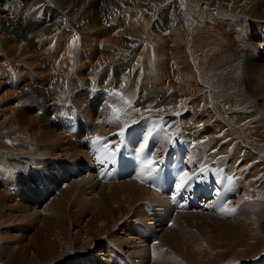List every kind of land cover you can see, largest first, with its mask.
Segmentation results:
<instances>
[{"label":"bare ground","instance_id":"obj_1","mask_svg":"<svg viewBox=\"0 0 264 264\" xmlns=\"http://www.w3.org/2000/svg\"><path fill=\"white\" fill-rule=\"evenodd\" d=\"M88 1L28 0L27 16L23 19L22 27L17 22L15 26L14 22L9 21L11 20L9 16L13 14L5 13L4 8L0 9V34H2L0 36V57L8 59L9 57L23 56L27 52L33 53L28 57H32L33 60H42L45 65L43 67L49 72L46 75H49L48 77H43L36 74V71H27L22 75L19 70L21 75H14V72L10 74L8 69L4 72L0 70V93L6 86L14 89V92H9L8 96H2L0 103L5 106L12 100L18 101L24 98L30 100L35 111L31 119H35V122H32L38 124L39 120L45 122L51 121L53 117H59L57 115L60 110L59 105L54 106V100L48 101L52 95H60L58 88L62 94H66L68 97L69 91L73 93L79 89L77 88L79 85L80 88L87 89L88 87L95 88L97 85L103 87L99 102L105 103L106 99L123 102L114 106L118 116L119 114L123 116L121 127L125 128V125L135 124L140 118V116H136L139 109L141 111L138 115L145 114L153 107H159L157 112L166 109L171 116H176V118L166 128L167 135L165 134V136L169 137L165 138H169V141L166 144L160 143L156 155L166 152V147L172 142L171 138L174 141L180 139L185 142L189 153L193 151V157L190 158V154L188 156L191 172L199 173L202 166H212L216 171L215 174H221L227 183H225L226 186L228 185L232 189L233 197L229 207L235 208L232 212L229 210L224 213L221 207H215L214 210L211 209L212 215L209 214V211L205 213L206 210L193 211L192 214L199 213L201 217L208 218L209 222L218 224L220 229L227 227V230L213 238L206 234L205 240L190 239V236L186 235L187 239H190L187 250L182 251L176 264H241L248 260L253 261L251 264H264V0H194V4L204 1L206 10H209L204 13V19H197L198 22L194 28L189 22L187 2L176 0L171 9L166 8L165 10L168 19L165 15L152 27L157 32L175 28L174 33L177 30L178 35L181 34L178 38L173 37L174 39L166 35L165 39L154 37L148 32V24L152 22V17L154 18V5L160 4L155 0H108L107 5L102 8L95 4L89 5ZM10 3V9L14 8V2ZM191 4L193 6V2ZM137 5L142 7L149 5V8L141 10H147L150 16H145V13L142 14L137 9V14H140V17L135 18V15L128 14L129 16H124L122 23H118L119 12H124L128 8L132 9ZM177 5L178 8H176ZM164 12H161L162 15ZM15 16L18 15L11 17L16 18ZM76 17L77 19L80 17L84 27L80 25L75 28L76 26L67 23V19ZM103 20L116 23L117 25L113 24V26L117 27L110 33L97 30L98 27L95 26ZM114 20L116 22H113ZM241 31H244V34L246 32L249 36L243 41L241 40V36H243L240 35ZM252 32H255V37L260 39V44L253 42L250 35ZM98 33L107 35L100 44L97 43L101 37ZM28 40L33 42L30 48L27 45ZM13 41L17 42L15 47H12ZM159 41L162 47L161 44L157 45ZM169 41H172L173 45L171 49L168 47L170 50L167 54L168 49L166 50V48ZM224 44L236 52L225 53L224 48L227 46L224 47ZM242 47H244L242 51L250 52L245 54L246 51H241L240 54L238 51ZM135 50H140L142 54L137 56ZM60 54H62L61 57L57 59V55ZM250 54L253 55L250 57ZM238 56H241V59L247 56L249 63L245 68L246 72L233 65ZM133 59L135 60L134 64ZM245 59L239 65L245 64L247 62ZM174 63L175 65H170ZM23 67L25 66L23 65ZM217 69H220V72H215ZM218 75H221V81L216 83L214 78ZM213 89L218 91H213ZM217 93H220V96ZM132 104H135L134 106L138 110L134 107L131 109ZM3 106L0 107V110L7 112ZM9 107L12 108V105ZM73 107L79 109L80 105L75 103ZM100 107L101 105L97 102H89L85 111L88 109L97 110ZM17 109L19 108L16 107ZM129 109L131 110L129 111ZM208 109L212 111L213 116H207L209 115L206 113ZM71 110L73 108L69 107V111ZM187 111H191L193 117L188 118L191 115L184 117L183 114ZM161 115L157 117L160 118L159 120H162ZM180 115L184 117L183 121ZM205 116L208 118L207 120ZM158 119L155 117L153 121H159ZM107 122L105 121V123ZM12 123L10 118H7L0 124V150L3 152L2 149L14 150L17 148L16 150H20L19 152L23 154L18 152L14 157L12 156L13 158H21L20 161L25 160L28 164L36 163L41 166L44 173H51L53 164L51 167L47 161L42 163L39 160L42 157L59 160V155H62V153L57 155L56 149L48 146L53 141L50 137L54 134L52 128L44 125L45 132H36L35 134L32 131L34 134V136L31 135L32 139L29 138L32 132L29 133V137L27 136L29 139L23 138V141L29 140V142L27 141L28 145L36 144V147L33 145V149L30 147L31 144L29 147L32 150L30 149L31 152H28V147L27 150L21 146L15 147L14 143L10 144L7 139L9 135L14 134L23 136L24 133L32 130V126H26L27 128L23 129ZM40 128L38 127V129ZM107 128L102 127L104 129L102 132L109 133L119 129L116 126L113 127L112 124L110 129ZM41 129L40 131H42ZM95 135L92 134L93 140L97 137ZM58 136L55 137L58 139ZM14 138L16 139V137ZM77 141L80 140L77 139ZM77 141L71 144H77ZM82 150L73 153L72 156H78L80 160L87 159L88 154L86 156ZM67 153L64 152V158ZM27 154L30 158H27ZM4 168L8 167L4 166ZM198 170L199 172H197ZM224 170H226L224 174L219 172ZM0 171L2 173V170ZM220 178L218 180H222ZM125 180L124 187L120 189V192L116 187L114 195L120 198V202L122 198L126 199V204L121 202L120 207L114 205L113 209L98 206V211H91L89 214L82 206H79L77 210L74 207H68V201L70 202L72 194L70 195L69 191L64 189L66 192H63L56 201L54 199L55 202L53 201L54 213L44 215L41 219L38 218V221L46 223L41 228L40 226L36 227L37 223L32 226L19 227L22 223L19 220L24 217L23 214L20 217L21 212L18 209L16 212L0 210V258H6V264H70L67 261L76 256L80 258L77 264H118L113 256L116 254L122 256L128 264H133L132 257L135 253L131 248L126 251L124 247L130 246L133 243L132 239H135V244L138 239L144 243L147 242L145 238H141L138 232V225L142 224L141 221L144 219L138 216L145 208L144 206L138 207L141 204L138 201L141 197H147L145 191L151 196L159 194L148 191V187L139 184L132 178ZM84 181L86 180L84 179ZM96 183L102 184L97 181ZM84 184H82L83 187L86 186ZM120 184L121 182H118L116 185ZM135 184H138L139 187ZM101 186L103 187V185ZM89 187L88 189L91 188ZM4 192V194H9ZM4 196L0 197V209L2 208L1 203L7 200V195ZM14 198L18 201L23 200V202L26 200L21 194L15 195ZM163 199L168 200L165 197ZM160 200L162 201L161 198ZM95 205L97 206V204ZM9 207L6 208L9 209ZM165 214L169 216L170 213L165 211ZM189 214L177 212L174 229L165 234L166 244L173 243L176 239L175 230L179 229L181 224V226H185ZM144 216L146 215L143 214ZM223 216L229 218L225 220L222 219ZM145 218L149 222V217ZM26 220L28 219L26 218ZM224 223H226L225 227ZM119 225L122 226L123 232L113 230V226L116 228ZM73 229L76 231H71ZM111 232H114V235L109 245L110 251H103L97 255L94 250H90L92 247L100 248L98 242L101 237L108 233L111 234ZM96 241H98L97 245L92 246ZM127 241H131V243L129 244ZM162 243H158L152 248L156 250L154 253L157 256L155 258L157 264L161 257L167 260ZM163 250L165 253L162 252ZM89 253L90 255H88Z\"/></svg>","mask_w":264,"mask_h":264},{"label":"rangeland","instance_id":"obj_2","mask_svg":"<svg viewBox=\"0 0 264 264\" xmlns=\"http://www.w3.org/2000/svg\"><path fill=\"white\" fill-rule=\"evenodd\" d=\"M13 1V5L15 6L14 8L10 9L9 7V3ZM28 0H0V9L2 10L3 8V11L5 13H9V14H13V15H18V16H15L16 18H12L11 16H9V18L11 20V22H14L13 24H15V26L17 25L16 22L20 25V27H22V23H23V19L27 16V12H26V6H28ZM153 1V0H152ZM156 3H160V4H155L154 6V10H153V16L154 18L152 17V22L150 24H148V32H150V34L154 37H163L164 39L166 38V36L168 37H171L172 39L174 38H178L180 37L176 30V33H174L175 31V28H171V29H168V30H164L163 32H157L155 31L154 29H152L153 27V24L156 23L161 20L162 17H167L168 19V15H167V12L165 11L166 8L169 10L171 9L172 6L175 5V1L176 0H155ZM89 5H96V6H99L100 8L104 7L105 5H107L108 3V0H89ZM162 2V3H161ZM184 2L186 3V6L188 8V11H189V22L191 24V27L194 28L195 25H197V19L198 18H201V19H204V13L209 10H206V5L203 3V2H198L196 4H194V0H184ZM193 2V6H192V3ZM11 4V3H10ZM152 4V3H151ZM158 5V6H157ZM3 6V7H2ZM147 8H149V5H145ZM146 7H142L140 5H137L136 6H133L132 9L131 8H128L127 10H124V12H119V16L117 19H119L118 23H122V21L124 20V18L129 14V15H135L134 17L135 18H138L140 17V14H137L138 13V10L140 11V13L142 12V14H144L145 16L147 15V17L150 16V13L147 11V10H141L142 8H146ZM152 7V6H151ZM179 6L177 5L176 8H178ZM7 9V10H6ZM130 9V10H129ZM165 11V12H164ZM164 12V14L162 15V13ZM123 13V14H122ZM166 13V14H165ZM169 13V11H168ZM159 14V15H158ZM128 15V16H129ZM125 16V17H124ZM44 17V16H43ZM123 17V18H122ZM67 23H69L70 25L72 26H76L75 28L77 27H84V24H82L83 22H81L82 20L80 19H77L76 18H69L66 20ZM79 21V22H78ZM154 21V22H153ZM113 22H116L115 20ZM21 23V24H20ZM81 23V24H80ZM113 24L117 25L116 23H109V21H101L97 26L95 27H98L97 30L99 31H103L104 33H110L111 30L113 31L117 26H113ZM181 25H182V22H181ZM112 27V28H111ZM170 30V31H169ZM171 32V33H170ZM244 31H241L240 32V35H243L241 36V40L243 41V39L245 38H248L249 36L247 35V33L245 32V34L243 33ZM1 33V32H0ZM161 33V34H160ZM172 33H174L172 35ZM101 37H99V39L101 38V40H97V43L100 44V42L104 39V37H106L107 35H104L102 33H98ZM176 34V35H175ZM235 34V33H234ZM2 34H0L1 36ZM86 35V34H85ZM164 35V36H163ZM166 35V36H165ZM251 37H252V40L253 42H257V43H261V41H259L260 39L256 38L255 37V32L251 33L250 34ZM87 36V35H86ZM109 36V35H108ZM174 37V38H173ZM14 42V43H13ZM12 43V47H15L17 45V42L16 41H13ZM160 42V41H159ZM157 43V45H160V43ZM170 43L167 44V54L169 53V50L172 48V41H169ZM32 40H28L27 42V45L28 47L30 48V46L32 47ZM162 47V44L160 45ZM159 46V47H160ZM224 47L227 46V44H224L223 45ZM160 47V48H161ZM170 49H169V48ZM248 48V47H247ZM246 48V49H247ZM225 49V53H227L228 51L231 52L232 50H230L228 48V46ZM244 47L241 48V50H239L238 52H240V54L244 51L245 54L249 53L250 51L248 50H243ZM29 50V49H28ZM28 50H25L26 52ZM35 50V49H34ZM15 51V49H14ZM30 51V50H29ZM36 51V50H35ZM137 52V56L141 55V51L140 50H135ZM242 51V52H241ZM31 52V51H30ZM236 51H232V53H234ZM139 53V54H138ZM141 53V54H140ZM31 54L33 53H24L23 56H19V57H15V58H12V57H9L8 59H4V58H1L0 57V70L1 71H7L8 69V72L10 74H13L14 72V75H17V74H21L24 75L26 74L27 71H36L35 73L38 74V75H41L43 77H45L49 72L47 71V69L43 66L44 63L42 62V60H33V58L31 57H28V56H31ZM62 54L60 55H57V59H59L61 57ZM253 54H250V57L252 56ZM170 58L172 56H169ZM246 58V59H245ZM258 58V56H257ZM4 59V60H3ZM246 60L247 62L243 65H239V63H241L242 60ZM11 60V61H10ZM21 60V61H20ZM26 60V61H25ZM239 61V62H238ZM8 62V63H7ZM11 62V63H9ZM135 60L133 59V64H134ZM39 63V64H38ZM172 63V62H171ZM249 63V60L247 58V56L244 58L242 57L241 59V56H238V59L236 62L233 63V65L237 66L240 70L242 69L243 71L246 72L245 68L247 67ZM168 64V63H167ZM23 65L25 67H23ZM169 65V64H168ZM170 65H175L174 64H170ZM21 66V68H20ZM6 67V68H5ZM41 67V68H40ZM242 67V68H241ZM18 68V69H17ZM12 69V70H11ZM19 70L21 72H19ZM219 70V71H218ZM222 70V68H221ZM215 72H220V69H217ZM20 74V75H21ZM49 76V75H48ZM46 76V77H48ZM221 75H218V77H215L214 78V82L216 83H219L221 81ZM219 78V79H218ZM213 86V85H212ZM77 88H79L78 90L76 89V91H72L73 93H70V95L68 97H66V94H62L61 90L58 88L59 92H60V95H52V97H47L48 98V101H52L54 100L53 102L54 103V106L56 105H59L58 107H60V110L58 112L57 115H59V117L56 116V118H52L51 121H40L38 122V124L36 123H33L35 122L34 120L35 119H31L34 115L32 114H35V111H34V108H33V105H32V102L30 100H27V99H20L18 101L16 100H12V101H15V102H12L10 101V103H8L7 105L3 106L4 104L3 103H0V107H4L5 110H7V112H4L2 110H0V124L3 123V121H6L7 118H10V120L14 123L15 126H18L19 128H27V127H31L32 130L29 131V132H26L24 133V137L23 136H19L18 134H14V135H9L7 141H10V144L11 143H14L13 146H21V148H25L27 150V147H28V152H31V150L33 149V145L35 146L36 144H33L31 143V139L33 138L32 136H34L33 132H36L37 133H40V132H45L44 131V125H48L52 128V131L54 132V134H52L51 139H53L52 143H49L48 146H51L53 149H56V154L59 155L60 153H62V155H59L60 156V159L59 160H56V159H46L44 157H42L40 161H42V163L46 162L49 163L52 167V164H53V167H52V170H51V173H44L42 170H41V166L36 163L33 164V162L31 163H26L25 160H22L20 161L21 158L19 159H15L13 158L15 156V154H17L19 151L14 149V150H7V149H2L3 152L1 151L0 152V170H2V173H0V192L2 191L3 194L0 193V197H5L4 195H7L6 198L7 200L4 202H2V208L0 210H4V211H20L21 214H20V217H22L21 215L23 214V217L24 218H20L19 222L22 221V223L19 225V227H24V225L26 226H32L33 224L37 223L36 224V227L38 228L40 226V228L43 226V225H46L45 222H42V221H38L39 219L43 218L44 215H49L51 213H54L53 212V201L55 199V201L57 200V198H60L62 195L63 192H66L67 190L69 191L70 195L72 194L71 196V199H70V202L68 201V207L71 206V207H74L75 210H77L79 208V206L83 207L84 210H86L85 212H87L88 214L92 211V212H96L99 210V208H97L98 206H104L105 209H113L112 207L115 205L117 207H120V203L123 202L125 203L126 202V199L122 198L121 202H120V198L116 197L114 195V193L116 192V187L119 189V192H120V189H122V187H124L125 185V182L126 180H123L121 181V184L120 185H116L118 183H112L111 185L109 184H105V183H102L101 185H103V187L101 185H98L96 183V181L99 183L100 181L98 180L96 174L93 172V171H90L88 170L89 168V164H90V156L87 157V159H82L80 160L77 157H74L72 156L73 153L79 151L81 152L84 151L86 156L88 154L87 150L85 149V146H83L81 144V137L82 135H87L88 132H90L91 134H96L95 136L97 137H100L101 138H106V137H110L111 135H117V133H119V131L124 128V127H121L122 125V119H123V116L121 114H117V110L114 108V106L116 104H122L123 102L120 101V100H116V101H109V100H105L106 102L103 103V102H99L100 101V94L101 92L103 91V87H99L96 85L95 88H92V87H88L87 88H80V85L77 86ZM110 89V88H109ZM107 90L108 92L110 90ZM5 91V92H4ZM14 92V89L11 88V87H8L6 86L5 89H3V91L0 93V98L2 96H8L9 95V92ZM213 91H218V90H214ZM64 96H62V95ZM220 93H217L218 96ZM60 98H59V97ZM52 98V99H51ZM211 98H213V95H211ZM32 99V97H31ZM59 100V101H58ZM152 100V99H151ZM58 101V102H57ZM62 101V102H61ZM108 101V102H107ZM57 102V103H56ZM69 102V103H68ZM94 103V102H97L99 105H101V107L97 110H92V109H88L85 111L86 107L88 106V103ZM15 103V104H14ZM65 103V104H64ZM75 103H78L80 105V108L79 109H76L78 111V113L82 116L83 120L85 121L83 123V121H80L81 123V131L80 133L77 135V136H72L70 134H64V129L62 128L64 125L67 126V122L63 121L62 118H61V110H63L64 106L66 104H73L71 108H73L74 104ZM102 103H103V106H102ZM161 103H163V101H161ZM62 104V105H61ZM10 105H12V108L9 107ZM20 105V106H19ZM135 104H132V106H130L131 109H133L132 107L136 108L134 106ZM8 106V107H6ZM14 106V107H13ZM91 106V104H90ZM16 107L19 108L16 110ZM84 109H82V108ZM7 108V109H6ZM15 108V110H14ZM159 108V107H158ZM157 107H153L152 110H148L146 111L145 114H139L138 113L141 111L140 109L138 110V108H136V110H138L137 112V117L140 116V118L138 119V122H140L141 120L147 118V117H150V120H146V128H150L151 126L155 125L156 122H163L167 128L168 125H170L172 123V121H174V119L176 118V116H171L170 113H168V111L166 109H162L163 111H158L157 112ZM9 109V111H8ZM58 109V108H57ZM129 109V111L131 110ZM20 110V111H19ZM69 110V108H68ZM135 110V109H134ZM13 111V112H12ZM17 111V112H16ZM72 111V110H71ZM84 111V112H83ZM209 115V117L213 116L212 114V111L210 109L206 110ZM2 112V113H1ZM10 112V113H9ZM16 112V113H15ZM15 115H14V114ZM2 114V115H1ZM10 114H13V115H10ZM162 114V115H161ZM142 115V116H141ZM158 115H161L162 117V120H159L157 117H159ZM188 115H191V116H188ZM92 118H91V117ZM102 116V117H101ZM120 116H122V118L120 119ZM156 117V119H158L159 121H153L154 118ZM182 121L184 120L183 118L184 117H187L190 118V117H193L192 116V112L191 111H187L185 114L180 115ZM118 117V119H117ZM154 117V118H153ZM108 118V119H106ZM111 118V119H110ZM115 118V120H114ZM206 118V116H205ZM92 119V120H91ZM99 119V120H97ZM208 118H206L207 120ZM238 119V118H237ZM60 120V121H59ZM107 120H109L108 123ZM119 120V121H117ZM239 120H242V119H239ZM33 121V122H32ZM95 121V122H94ZM99 121H104V122H99ZM105 121L107 123H105ZM116 121V122H115ZM235 121V120H234ZM29 122V123H28ZM41 122V123H40ZM238 122V121H237ZM12 123V124H13ZM31 123V124H30ZM33 123V124H32ZM49 123V124H48ZM135 123V124H136ZM36 124V125H35ZM40 124H43V125H40ZM106 124V126H105ZM109 124L113 127H117L119 129H117L118 131H114V132H109V133H104L102 131H104L103 128H107ZM119 124V125H118ZM162 123H160L158 125V128H159V131H158V140L156 141V146L159 147L160 143H164L166 144L167 141H169V138H165V137H169V136H165V134L167 135V130L165 131V128L163 125H161ZM99 125V126H98ZM134 125V124H133ZM161 125V126H160ZM27 126V127H26ZM41 127L40 129L42 131H40V129H38V127ZM110 126L109 128L107 129H110ZM132 126V125H131ZM121 127V128H120ZM130 126L127 127V129L129 128ZM98 128V129H97ZM102 129V130H101ZM126 129V131H127ZM101 130V131H100ZM145 128L142 129V131H144ZM33 131V132H32ZM100 131V132H98ZM32 132L30 135L29 133ZM55 132L56 135H55ZM62 132V133H61ZM101 133V135H99ZM103 133H104V136H103ZM59 136H58V135ZM30 137H29V136ZM32 135V136H31ZM62 135V136H61ZM66 135V136H65ZM68 135V136H67ZM15 139L14 137H16L15 140L12 139ZM18 136V137H17ZM31 138L30 139V145H28L29 143H27V141L29 142V140L27 141H23V138L26 137V139L28 138ZM54 136V137H53ZM55 136H58V139L57 137ZM61 136V137H60ZM64 136V137H63ZM71 136V137H70ZM102 136V137H101ZM106 136V137H105ZM20 137V138H19ZM53 137V138H52ZM63 137V138H62ZM111 137H114V136H111ZM19 138V139H18ZM28 138V139H29ZM62 138V139H61ZM71 138V139H70ZM18 139V140H17ZM68 139V140H66ZM80 140V141H77ZM17 140V141H16ZM21 140V141H20ZM25 140V139H24ZM62 140V141H61ZM66 142H65V141ZM71 140V141H70ZM142 139L141 138H138L137 139V143H139ZM161 140V141H160ZM18 141H20L19 143H21L19 145ZM24 143H23V142ZM74 141H77L78 143L76 144H71V143H74ZM115 141V140H114ZM171 141L168 146L166 147V151L169 147L170 144L173 143L174 140H172L171 138ZM183 142V141H182ZM56 143V144H55ZM64 143V144H63ZM68 143V144H67ZM144 140H142L141 144H140V148L143 147L144 145ZM25 144L26 147H24L23 145ZM57 145V146H56ZM69 145V146H68ZM76 145V146H75ZM32 148H30V147ZM74 146V148L72 149V147ZM36 147V146H35ZM63 147V148H62ZM42 148V147H40ZM45 148V146H44ZM47 148V147H46ZM79 148V149H78ZM31 149V150H30ZM71 149V150H70ZM77 149V150H75ZM13 151V152H12ZM17 151V152H16ZM72 151V152H71ZM157 151H158V148L156 149V154H157ZM26 151V153H28ZM64 152H68L67 153V156L66 158H64L65 156H63ZM11 153V154H10ZM70 153V154H69ZM19 154H23L21 152H19ZM191 156L190 158L193 157V151H191V153H189ZM8 155V156H7ZM3 158H2V157ZM7 156V157H6ZM10 156V157H9ZM13 156V157H12ZM30 158V156H28L27 154V158ZM75 158V159H74ZM14 159V160H13ZM23 159V158H22ZM74 159V160H73ZM78 159V160H77ZM7 162H6V161ZM20 161V162H19ZM53 161V162H52ZM3 164H2V163ZM64 163V164H63ZM221 163V162H220ZM69 164V165H68ZM223 164V163H221ZM8 165V166H7ZM5 167H8V168H4ZM190 167V165H189ZM214 167V166H213ZM14 169V171H12V169ZM217 168H219L217 166ZM216 168V169H217ZM205 169V170H204ZM11 170V171H10ZM16 170V171H15ZM28 170V171H27ZM82 171V174L77 177V175H74L73 174V171ZM85 170V171H84ZM203 170V171H201ZM218 170V169H217ZM7 171V172H6ZM31 171V173H30ZM1 172V171H0ZM28 172V173H27ZM43 172V173H42ZM199 172V170L197 171ZM203 172V173H202ZM220 173L224 174L226 172V170L224 171H219ZM5 173V174H4ZM22 173V174H21ZM190 173L191 172V168H190ZM195 173V172H194ZM209 173V174H208ZM216 171L214 170V168H212V166H202L201 169H200V172L199 174L200 175H209L208 178L209 179H214L216 180V183L217 184H221V186L219 187L218 186V191L220 190V188H222L223 186H225V179L223 178V176L221 174L219 175H216L215 174ZM25 174V175H24ZM34 174V175H33ZM90 174V175H89ZM92 174V175H91ZM15 175V176H14ZM87 175V177H86ZM89 175V176H88ZM94 175V176H93ZM211 175V176H210ZM67 177H70L69 179H67ZM72 177V178H71ZM85 177V178H84ZM95 177V178H93ZM216 177V178H215ZM221 177V178H220ZM5 178V179H4ZM51 178V179H50ZM76 178H77V181H76ZM218 178L222 179V180H218ZM23 179V180H22ZM84 179L86 181H84ZM94 180V181H93ZM75 181V182H74ZM82 181V182H81ZM92 181V182H91ZM27 182V183H26ZM123 182V183H122ZM220 182V183H218ZM34 183V184H33ZM40 183V184H39ZM65 183V184H63ZM79 183V184H78ZM85 183V184H84ZM88 183V184H87ZM95 183V184H94ZM77 184V185H76ZM86 185L83 187V185ZM100 184V183H99ZM65 185H69L68 187ZM90 185V187H89ZM92 185V186H91ZM115 185V187H114ZM136 185V184H135ZM97 186V187H96ZM101 188H100V187ZM137 187H139V185L137 184L136 185ZM14 187V188H13ZM88 187L90 189H88ZM99 187V188H98ZM108 187H110L108 189ZM114 187V188H112ZM112 188V189H111ZM145 188V187H144ZM16 189V190H14ZM24 189V190H23ZM28 191H27V190ZM66 191H65V190ZM93 189V190H92ZM147 189V188H146ZM8 192L9 194H4L5 192ZM22 190V191H21ZM78 190V191H77ZM90 190V191H88ZM148 191H152L150 188L147 189ZM62 191V192H61ZM92 191H94L93 194ZM97 191V192H96ZM110 191V192H109ZM115 191V192H114ZM15 192V193H14ZM84 194H83V193ZM103 192V193H102ZM81 193V195H80ZM91 193V194H90ZM99 193V194H98ZM109 193V194H108ZM155 193V192H154ZM17 194H21L22 197H25V202H23V200L21 201H18L16 200V198H14L15 195ZM93 194V195H92ZM112 194V195H111ZM145 194L147 195L144 196V197H141V199L138 201L139 203H141L139 206H144L145 208L143 209V212L140 213V215L138 216L139 218H144L141 223L143 224V226L147 229V232H145L146 234H150V236L148 237V235H146L145 233H142L140 230H139V227H138V232L139 234L141 235V238H144V237H148V241L147 242H143L141 239L137 240L136 241V244H135V239L131 240L133 243L130 245V246H127V247H124L126 251H129V249L131 248L132 252H134L135 254L133 255L132 257V261H133V264H157L156 261H155V258L157 257L155 255V251L153 248V246H156L158 243L161 244L162 242V245L166 251L163 250L162 252L165 253L167 255V260L166 258H162L161 259L159 258L158 259V264H160V261H161V264H176L178 263V260H179V255L182 254V251H186L187 250V247H188V244H189V240L190 239H196V240H199V239H203L205 240L204 238H206V234L210 235V237H217V235L219 236L220 233L223 231H226L227 230V227H225L226 223H224V227L223 229H220L219 228V225L216 224V223H211L208 221V218H203L201 217V215H199V213L197 214H192L193 211H196V210H192V211H188L187 213H190L189 214V217L187 218V221L185 223V226H181L180 224V228L179 229H176L175 230V237L176 239L173 241V243L170 245L166 244L164 239H165V234L169 231H171V229H174V224H175V218H176V215H177V212L180 213V211H177L175 212L174 210H172L169 206V201L168 200H165L163 199L164 196H160V195H156V196H151L149 195L148 192L145 191ZM157 194V193H156ZM106 195V196H105ZM84 198H83V197ZM113 196V197H112ZM158 196V197H157ZM2 197V198H3ZM12 197V198H11ZM104 198V200L102 201V199ZM115 197V198H114ZM9 198V199H8ZM87 200H86V199ZM160 198L162 199V201L160 200ZM89 199V200H88ZM86 200V201H85ZM109 200V201H108ZM54 201V202H55ZM85 201V202H84ZM111 201V202H110ZM18 202V203H17ZM117 202V203H116ZM16 204V205H13V204ZM109 203V205H108ZM157 203V204H156ZM26 204V205H25ZM76 204V205H75ZM97 204V206L95 205ZM100 204V205H99ZM126 204V203H125ZM155 204V205H154ZM162 204V205H161ZM10 205V207H9ZM12 205V207H11ZM20 205V206H18ZM231 205V203L229 202V204L224 208V207H221L222 208V212H227L229 210H231V212L235 209L234 207H229ZM9 207L6 208V207ZM15 206V207H14ZM96 208H95V207ZM4 207V208H3ZM21 207V208H20ZM67 207V208H68ZM136 207V206H135ZM12 208V209H11ZM16 208V209H14ZM234 208V209H233ZM22 209V210H21ZM49 209V210H48ZM25 210V211H24ZM48 210V211H47ZM51 210V211H50ZM133 211V209H131ZM157 210V211H156ZM169 211V216H167L165 214V211L168 212ZM172 210V211H171ZM43 211V212H42ZM47 211V212H46ZM172 214H171V212ZM207 211V210H206ZM30 212V213H29ZM37 212V213H36ZM41 212V213H40ZM198 212V211H197ZM45 213V214H44ZM150 213V214H149ZM174 213V215H173ZM204 213V212H203ZM205 213H208L205 212ZM28 216H26V215ZM34 214V215H33ZM143 214L146 215L143 217ZM210 215L211 212L209 213ZM30 215V216H29ZM166 215V216H165ZM171 215V216H170ZM186 215V214H185ZM192 215V216H191ZM197 217H196V216ZM195 216V218H193ZM145 217H149V222H147V219ZM167 217V218H166ZM221 217V216H220ZM26 218L28 220H26ZM36 218V219H35ZM39 218V219H38ZM229 217L228 216H223L222 219H228ZM24 220V222H23ZM170 220H174V223L173 225H168V222ZM34 221V222H33ZM146 223H143L145 222ZM27 222V223H26ZM33 222V223H32ZM139 226V225H138ZM152 226V227H151ZM120 228V229H119ZM122 226L119 225L118 227H114L113 226V230L114 231H117L119 230V232H123L121 230ZM126 229V228H125ZM161 229V230H160ZM127 230H129V228H127ZM71 231H76V230H71ZM114 235V232L111 234L108 233L106 236H103L101 237V240L96 241V242H93L92 246L93 245H97V242H98V246L100 248H94L92 247V249H90L91 251L94 250L95 253H97V255H100L103 251H110L111 247L109 246L110 243H111V240H112V237ZM186 235H189L190 236V239H187ZM153 239H159L158 243L156 245H151V241ZM131 241H127L129 244L131 243ZM143 242V243H142ZM124 243H125V240H124ZM147 243V244H146ZM143 244V245H142ZM148 245V246H147ZM135 246V247H134ZM147 249H145V248ZM97 251V252H96ZM149 251V252H148ZM170 252V253H169ZM100 253V254H99ZM163 253H161L163 255ZM90 255V253L88 254ZM74 257V258H73ZM72 258H70L69 261H67V263H70L72 264L74 262V264H77V262L80 261V258L79 257H76V256H73ZM164 257V256H163ZM86 258V257H84ZM82 259V258H81ZM165 259V260H164ZM73 260V261H71ZM253 263V261L251 260H248L244 263H241V264H251ZM0 264H6V258L5 259H2V257L0 258ZM130 264V263H129Z\"/></svg>","mask_w":264,"mask_h":264},{"label":"snow or ice","instance_id":"obj_3","mask_svg":"<svg viewBox=\"0 0 264 264\" xmlns=\"http://www.w3.org/2000/svg\"><path fill=\"white\" fill-rule=\"evenodd\" d=\"M127 125H125V128H122L119 133H117V135L121 138V141L123 140V138L125 137V131L127 129ZM100 137H96L94 143L96 141H99ZM119 151V145H116L115 149L111 150L112 153V157H115V153ZM141 151H143V149H141ZM145 167L148 169V174L151 175L153 172L156 171V168L158 167V162L154 159V158H150L148 159ZM203 171V170H202ZM180 183L176 185L177 191H180L182 188H185L189 181L191 179H193V177H191L189 175V173L187 171L183 172L180 176Z\"/></svg>","mask_w":264,"mask_h":264}]
</instances>
